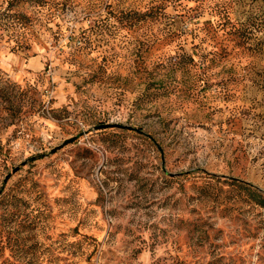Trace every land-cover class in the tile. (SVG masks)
<instances>
[{"label": "rangeland", "instance_id": "1", "mask_svg": "<svg viewBox=\"0 0 264 264\" xmlns=\"http://www.w3.org/2000/svg\"><path fill=\"white\" fill-rule=\"evenodd\" d=\"M232 178L264 192V0H0V264H264Z\"/></svg>", "mask_w": 264, "mask_h": 264}, {"label": "trees", "instance_id": "2", "mask_svg": "<svg viewBox=\"0 0 264 264\" xmlns=\"http://www.w3.org/2000/svg\"><path fill=\"white\" fill-rule=\"evenodd\" d=\"M193 58L190 57V60ZM108 129V128H107ZM123 129V128H121ZM105 130V129H100ZM140 133V132H139ZM40 157V156H39ZM191 172H185L180 175L186 176L190 175ZM204 173L208 180H205L203 184L197 189L199 191V195L208 196L212 193H215V196L212 199V201H216V192L219 193V190H222V187L220 186L218 190L215 188V184L211 182V180H214L217 183L223 184L221 182L220 178L214 174H209L207 172ZM180 175H173L171 176L170 180H175ZM228 186H231L233 190L237 193V197L239 198L238 201L246 199V201L250 204V206L254 209H258L260 211H264V192L260 191L258 188L254 187L253 185L240 181L236 178H232L230 181H227ZM217 190V191H216Z\"/></svg>", "mask_w": 264, "mask_h": 264}, {"label": "water", "instance_id": "3", "mask_svg": "<svg viewBox=\"0 0 264 264\" xmlns=\"http://www.w3.org/2000/svg\"><path fill=\"white\" fill-rule=\"evenodd\" d=\"M107 128H123V129H128V130H133V128L129 127V126H124V125H120V124H100L98 126H95L94 129L96 130H99V129H107ZM138 132H140V130H136ZM76 137H72V138H69L67 140H65L61 145L53 148L51 150V152H55L56 150L62 148L63 146L69 144V143H72L74 141ZM18 168H14L12 170V172H16ZM10 174H8L5 179H4V182H6V180L9 178Z\"/></svg>", "mask_w": 264, "mask_h": 264}]
</instances>
